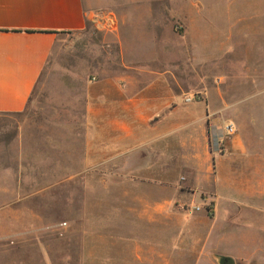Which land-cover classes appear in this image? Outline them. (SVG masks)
I'll return each mask as SVG.
<instances>
[{
  "label": "rangeland",
  "instance_id": "1",
  "mask_svg": "<svg viewBox=\"0 0 264 264\" xmlns=\"http://www.w3.org/2000/svg\"><path fill=\"white\" fill-rule=\"evenodd\" d=\"M82 1L91 18L81 30L58 34L25 107L0 113V159L5 160L0 165V187L20 182L22 188L36 191L37 206L31 208L42 217L35 235L26 240L31 245L22 253L23 260L28 264H216L200 245L192 248L189 237H178L185 224L204 228L205 223L200 219L202 209L180 211L182 219L177 222L173 189L166 188L171 200L164 220L141 221L119 214L111 202L154 190L139 185L127 188L131 183L125 181L126 174L92 168L81 172L85 89L128 73L134 60L145 64L150 54L156 53L159 60L176 59L177 71H173L182 97L215 106L230 104L207 125L209 148L220 151L224 140L235 133L234 128L231 135L223 134L220 117L232 122L239 117L248 148L264 150V59L255 60L260 54L264 58V0ZM189 10L195 19L192 24ZM207 35L211 37L207 45L197 46L202 52L193 53L192 39ZM200 43L204 44L199 39ZM165 73L162 79L172 84L173 76ZM19 155L22 166L12 161ZM164 176L177 181L176 158L167 162ZM83 197L101 203L84 206ZM187 201L193 205L198 194ZM14 208L7 205L0 220V229L6 232L19 224L12 219ZM261 239L253 252L257 260H232V264H264V234ZM16 240L6 239L11 246L6 249L7 262L18 257Z\"/></svg>",
  "mask_w": 264,
  "mask_h": 264
},
{
  "label": "crops",
  "instance_id": "2",
  "mask_svg": "<svg viewBox=\"0 0 264 264\" xmlns=\"http://www.w3.org/2000/svg\"><path fill=\"white\" fill-rule=\"evenodd\" d=\"M91 15L82 0H0V113H16L25 107L58 34L81 30ZM193 21L189 10L188 22ZM199 39L204 44L199 46ZM210 39L208 35L192 39L191 51L201 53L197 46L202 49ZM150 55L145 64L131 62L128 73L86 87L81 172L92 168L99 173L126 174L125 181L131 183L127 188L139 185L154 190L111 202L119 214L141 221L164 220L171 200L166 197L168 187L177 194L180 222V211H192L181 205L191 206L187 197L196 193L199 201L193 205H200L205 227L185 224L178 237H189L192 248L200 245L205 253L239 262L257 260L253 252L264 234V150L248 148L239 117L233 122L220 117V124L231 122L235 133L224 140L220 151L209 148L207 125L230 104L185 102L182 90L177 92V60ZM260 56L255 60L264 59ZM166 71L174 78L172 84L161 77ZM173 158L177 159V181L171 182L164 175ZM12 161L22 166L21 155ZM4 162L0 159V165ZM4 185L0 187V220L5 218L6 206L14 205L12 219L19 224L11 232L0 229V264H28L22 257L31 243L26 240L35 235L37 222L42 220L31 208L37 206L36 191H27L20 182ZM98 203L101 200H80L84 206ZM9 237L17 239L18 257L11 262L4 259L11 247L6 242ZM181 243L178 239L177 244Z\"/></svg>",
  "mask_w": 264,
  "mask_h": 264
},
{
  "label": "built area",
  "instance_id": "3",
  "mask_svg": "<svg viewBox=\"0 0 264 264\" xmlns=\"http://www.w3.org/2000/svg\"><path fill=\"white\" fill-rule=\"evenodd\" d=\"M184 101H186V102L190 101V97H185ZM222 130H223V134L225 136L231 135L234 132L233 124L232 123H223L222 124ZM218 143H219L218 140H215V144L217 145ZM181 208L182 209L185 208V205L182 204ZM189 208L192 211H199L201 209L200 205H191V206H189ZM204 210L206 211L207 209H204Z\"/></svg>",
  "mask_w": 264,
  "mask_h": 264
},
{
  "label": "water",
  "instance_id": "4",
  "mask_svg": "<svg viewBox=\"0 0 264 264\" xmlns=\"http://www.w3.org/2000/svg\"><path fill=\"white\" fill-rule=\"evenodd\" d=\"M211 258L216 264H232L231 258L221 254H211Z\"/></svg>",
  "mask_w": 264,
  "mask_h": 264
},
{
  "label": "trees",
  "instance_id": "5",
  "mask_svg": "<svg viewBox=\"0 0 264 264\" xmlns=\"http://www.w3.org/2000/svg\"><path fill=\"white\" fill-rule=\"evenodd\" d=\"M28 100H29V98H28ZM28 100H27V102H28Z\"/></svg>",
  "mask_w": 264,
  "mask_h": 264
}]
</instances>
